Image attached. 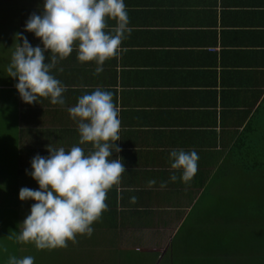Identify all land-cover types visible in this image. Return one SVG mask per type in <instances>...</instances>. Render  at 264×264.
I'll return each mask as SVG.
<instances>
[{
	"label": "crops",
	"instance_id": "crops-1",
	"mask_svg": "<svg viewBox=\"0 0 264 264\" xmlns=\"http://www.w3.org/2000/svg\"><path fill=\"white\" fill-rule=\"evenodd\" d=\"M124 3L132 32L122 41L123 51L94 74L96 62H80L74 44L73 52L52 69L67 87L66 103L53 105L50 97H38L37 103L28 104V142L43 146L47 156L50 144L69 150L78 144L79 133L67 108L97 87L112 92L121 121L115 143L121 151L111 158H122L126 172L121 183L109 189V210L100 221L115 218L123 229L178 222L171 239L190 215L208 209L209 191L226 188L225 175L251 173L264 180V0ZM43 4L0 0V25H16L8 27L4 40L23 33L33 47L43 48L34 33L24 31L31 14H42ZM106 23L113 27L116 22L106 18ZM19 42L14 40L9 48L11 55ZM5 45L0 49L10 44ZM51 55L45 52V62ZM1 80L0 95L10 102L18 93V81L7 72ZM80 146L86 152L91 147ZM172 149L198 153L191 181L185 183L180 172L171 169ZM173 172L175 182L170 180ZM149 180L156 184L149 187ZM165 181L167 186L161 188ZM132 196L137 203H130Z\"/></svg>",
	"mask_w": 264,
	"mask_h": 264
},
{
	"label": "clouds",
	"instance_id": "clouds-1",
	"mask_svg": "<svg viewBox=\"0 0 264 264\" xmlns=\"http://www.w3.org/2000/svg\"><path fill=\"white\" fill-rule=\"evenodd\" d=\"M106 18L116 23L109 27ZM129 17L124 0H44L42 14H31L24 31L32 32L41 40L43 48L33 47L23 33H16V43L7 67L8 76L15 84L24 103H37L38 97L49 98L53 105H65L67 87L52 75L59 60L74 50L80 62L95 61L94 74L103 71L106 60L116 57L122 41L130 35ZM107 29V31H106ZM52 55L45 62V52ZM63 71V69H59ZM70 117L77 121L79 142L69 150L47 146L48 156L35 155L29 174L38 183V189L22 187L20 201L33 200L30 214L20 224L15 239L31 242L38 250L66 248L68 241L77 242V235L91 236L93 223L107 210V193L121 183L126 169L122 158H111L119 153L121 121L113 93L97 87L91 94L78 98L68 107ZM90 144L85 151L80 145ZM171 169L180 172L179 179L191 181L198 170L199 155L193 149H172L169 154ZM178 179L175 172L170 180ZM156 184L149 180L148 186ZM167 182H161L165 188ZM132 196L130 203H137ZM7 251V249H5ZM34 258L10 256L7 264H33Z\"/></svg>",
	"mask_w": 264,
	"mask_h": 264
},
{
	"label": "trees",
	"instance_id": "trees-1",
	"mask_svg": "<svg viewBox=\"0 0 264 264\" xmlns=\"http://www.w3.org/2000/svg\"><path fill=\"white\" fill-rule=\"evenodd\" d=\"M3 102V105H5L4 110H6L5 117L8 119L14 117L16 120L14 128H16L15 132L18 140V156L13 164L15 166L14 170H3L0 172V193L2 195H4V193L11 194L10 191L16 189L15 186H22L23 183H27L28 188L38 189V183L32 179L29 174H26L27 177L23 182V176L26 170L28 173L32 171L30 164L31 159L37 154L47 157L44 153L43 146L33 145L31 141L28 142V123L26 122L28 118V104L21 100L19 93L11 97V103L8 98ZM240 160L243 161L246 159L242 158ZM225 181H227L225 189L209 191L210 203L215 204L211 206V208L214 210V215L218 216L219 221H222L218 223L222 224L224 229L234 228V235L248 239L247 241L249 245H251L248 247V249H250L248 250L249 253L237 251L239 248L242 250L240 244L236 247H225L221 243H218L216 244L217 246H215L214 243L218 242L219 235H212L210 237V240H214L211 245L203 247L202 249L195 248L196 251H193V245L190 244L191 241H188L185 234L187 221L182 222L178 226L176 233L169 239L171 228L177 226L178 222H153L146 224V226H144L146 229L141 228V226H132V229H123L120 227L121 225L114 220L115 218L112 219L111 215L109 218L112 220L108 219L106 222L100 220L94 222L92 225L94 231L91 236L79 235L76 243L84 245V247H80V249L83 248L86 249V251L91 250L92 253L89 254L90 257L92 255L99 256L100 252H104V250H108V253L111 252L114 254L117 253V251L126 249H145L152 253L154 252L156 254V260L161 255L156 264H161L162 259L169 253L178 255L179 264H235L233 262L238 264L239 256H233L237 253L240 255L239 253L241 252L243 256H240V264H264V233H261V229L254 232L249 229V227L254 228V226L258 228L257 225L251 226L250 222L252 221V216H254L252 207L258 205L257 203H253V201L255 202V200H257L256 195L258 192L264 190V180H258V177H254L251 173H244L241 174V176L235 177L225 175ZM252 184L254 188H252ZM1 198H3V196H0V199ZM34 203L35 201L28 200V215L30 214V207ZM110 210L113 209L110 208ZM109 213H111V211H108V214ZM102 215L106 216L104 212ZM17 224L18 221H16V225ZM226 224H232L233 227L232 225L227 227ZM216 228L220 227L215 226V229ZM196 238L198 239L199 236L197 235ZM68 244L70 245L69 247L58 248L59 252L57 253L55 249L38 250L35 246H32V249L29 248L28 253L30 256L36 258L35 260H39V257L46 255L45 257L49 262L48 264H54L57 261H60V264H67V262L62 260V256L64 257L67 255L68 258L65 257L64 259L69 262L70 252L74 251L73 242L69 241ZM214 249L215 252L213 253H218L217 258L215 260L206 258L204 254H208ZM60 250L61 252H65L62 256Z\"/></svg>",
	"mask_w": 264,
	"mask_h": 264
},
{
	"label": "rangeland",
	"instance_id": "rangeland-1",
	"mask_svg": "<svg viewBox=\"0 0 264 264\" xmlns=\"http://www.w3.org/2000/svg\"><path fill=\"white\" fill-rule=\"evenodd\" d=\"M0 18H2V16H0ZM10 26L16 27V25H0V46H6V43L10 44L8 48L0 49V85L2 84L1 79L5 76V73L7 72V67L9 65V63L7 64L8 60L5 61V59L6 57H9V48L12 47L15 40L13 34H10L9 41L6 42L4 40V38H6L8 35V27ZM2 41H4L5 44H3ZM4 99L5 98L0 95V172H2L3 170H14L15 166L13 164L15 163L16 157L18 156V140L16 138V128H14L16 120L14 117H12L11 119L5 117L6 110H4L5 105H3ZM23 177L24 182L27 177L26 173ZM15 187L16 189L10 191L11 194L4 193V195H2L0 193V196H3V198L0 199V264H7V261L10 256H16L17 258L30 256L28 253V249H32V246H35L31 242L23 243L18 242L15 239V235H17L20 231V224H22L24 219L28 216V200L20 201L18 198V194L19 190L22 187L28 188V184L23 183L22 186L18 185ZM256 198L257 200H255V202L253 201V203H257L258 205L252 207V212L254 213V216H252V221L250 222V225H257L258 228L254 226L255 229L253 227H249V229L252 232L261 229V233H264V190L259 191L256 195ZM213 205L215 204L210 203L209 210L207 209L203 213V215H200L199 212L198 216L190 215L188 217L185 234L188 238V241H191L190 244L193 245V251H196L195 248L202 249L203 247L211 245L214 240H210V237L212 235H219L220 237L218 239V242L214 243L215 246H217L216 244L218 243H221L225 247H236L240 244L242 250L241 248H239V250L237 251L249 253L248 250L250 249H248V247L251 245H249V242L247 241L248 239H244L242 236L238 237L234 235V228L224 229L222 227V224L218 223L222 221H219L218 216L214 215V210H212L211 208V206ZM16 221H18L17 225ZM231 225L232 224H226L227 227ZM215 226H218L220 228L215 229ZM197 235L199 236L198 239L196 238ZM77 238H79V234L77 235ZM69 246L70 245L68 244L67 247ZM73 246L74 251L70 252L68 250L70 252L69 262L68 260L66 261L64 259L65 257L68 258L67 255H65L64 257L62 256L65 252H61L60 250L62 260L64 262H67V264H156L159 259L158 257L156 260V254L154 252L152 253L151 251L145 249H126L117 251V253L114 254L111 252L108 253V250H104L106 254L104 252H100L99 256L92 255L90 257L89 254H91L92 251H86V249L83 248L80 249V247H84V245H82L81 243H73ZM5 249H7V251H5ZM55 252H59L58 248L55 249ZM213 252H215V249L212 250L210 253L204 255L206 258H211L215 260L218 256V253ZM239 254L240 255H238L237 253L233 256H239L237 262L238 264L241 263L240 256H243L241 252ZM45 256L39 257V260H35L36 258L33 257V264H48L49 262L47 261ZM178 260L179 259L177 254L169 253L162 259L161 264H179ZM233 263L236 264V262ZM54 264H60V261H57Z\"/></svg>",
	"mask_w": 264,
	"mask_h": 264
},
{
	"label": "water",
	"instance_id": "water-1",
	"mask_svg": "<svg viewBox=\"0 0 264 264\" xmlns=\"http://www.w3.org/2000/svg\"><path fill=\"white\" fill-rule=\"evenodd\" d=\"M160 257H161V255H160ZM160 257H159V259H160Z\"/></svg>",
	"mask_w": 264,
	"mask_h": 264
}]
</instances>
